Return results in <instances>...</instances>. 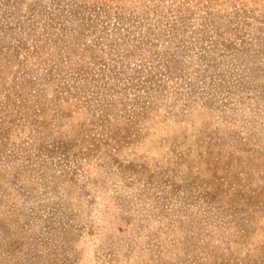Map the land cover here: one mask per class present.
<instances>
[{
  "label": "rangeland",
  "instance_id": "374dc122",
  "mask_svg": "<svg viewBox=\"0 0 264 264\" xmlns=\"http://www.w3.org/2000/svg\"><path fill=\"white\" fill-rule=\"evenodd\" d=\"M0 264H264V0H0Z\"/></svg>",
  "mask_w": 264,
  "mask_h": 264
},
{
  "label": "trees",
  "instance_id": "16d2710c",
  "mask_svg": "<svg viewBox=\"0 0 264 264\" xmlns=\"http://www.w3.org/2000/svg\"><path fill=\"white\" fill-rule=\"evenodd\" d=\"M179 5H181V6H182V5H184V3H180Z\"/></svg>",
  "mask_w": 264,
  "mask_h": 264
}]
</instances>
